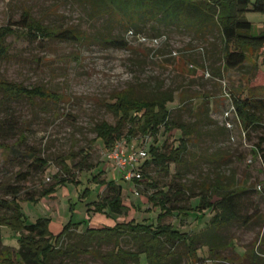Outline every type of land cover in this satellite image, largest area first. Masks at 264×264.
<instances>
[{
	"label": "rangeland",
	"instance_id": "374dc122",
	"mask_svg": "<svg viewBox=\"0 0 264 264\" xmlns=\"http://www.w3.org/2000/svg\"><path fill=\"white\" fill-rule=\"evenodd\" d=\"M90 2L0 0V27L18 24L17 32L4 41L8 56L0 61V79L29 88L41 86L59 98L55 102L25 99L9 102L0 95V197L5 194V186H19L17 199L25 223L48 218L52 233H58L69 221L80 222L78 229H72L62 243V248L67 250L70 246L83 247L78 243V233L88 227L113 226L131 220L157 225L161 211L148 196L157 190L166 191L172 179L173 184L183 185L185 190L173 202L185 207L198 204L191 194H198L203 181L217 180L230 187L251 190L264 180L260 159L252 152L264 139V120L262 127L247 132L231 110L234 97L263 93V49L244 47V67L224 71L219 64L217 40L205 43L173 29L160 27L158 37L151 27L137 35L115 28L109 35L123 38L127 47L110 48L98 40L107 31L102 21L90 17ZM23 14L49 31L77 30L96 39L88 38L81 43L42 37L28 40L19 23ZM245 18L252 24L251 35L263 30L264 14L247 12ZM163 93L173 96V102L168 105L170 120L193 131L187 136L188 152L181 156L180 166L169 167V173L150 165L138 183L127 181L108 160V149L96 139L94 128L101 123L116 124L117 118L107 105L118 96L127 94L130 98L147 99ZM127 128H122L119 141L125 151L145 148L148 152L153 139L148 140L140 133L130 136ZM180 136L178 130L165 132L161 127L157 142L167 140L177 146ZM261 148L264 149V142ZM34 158L47 162L43 170L33 164ZM63 164L70 169L69 177ZM61 178L73 182L58 184L51 196L40 197L44 189ZM109 181L123 188L121 200L126 211L122 215H114L107 209L99 213L92 205L108 195L103 185ZM29 196L35 201H26ZM247 198V213L256 211L264 215V201L255 194ZM211 216L207 210L189 211L188 216L174 212L162 223L191 235L205 230ZM220 235L223 244L229 245L218 250L219 254L235 259V249L257 250L256 242L264 236V227L260 222L243 225L239 221L221 229ZM18 236L13 227H1L0 249L5 246L17 250ZM121 246L127 251L136 250V243L128 238L122 240ZM112 248L111 243H101L89 249L107 254ZM175 252L169 264L193 263L194 258L184 254L183 245H177ZM197 256L199 264L236 263L215 260L206 246L198 248ZM60 260L64 264H102L92 255L83 254L54 262ZM133 264H147L145 255L141 254L138 263Z\"/></svg>",
	"mask_w": 264,
	"mask_h": 264
},
{
	"label": "trees",
	"instance_id": "16d2710c",
	"mask_svg": "<svg viewBox=\"0 0 264 264\" xmlns=\"http://www.w3.org/2000/svg\"><path fill=\"white\" fill-rule=\"evenodd\" d=\"M89 6L90 17L102 21L104 30L107 31V34L100 35L98 40L110 48L125 49L127 47V42L123 38H112L109 35L115 28L129 33V35H137L142 34L147 27H151L160 37L161 27L189 34L205 43L217 40L219 43V64L224 71L239 70L244 67V47L262 48L264 51V26L259 34L251 35L252 24L245 18L247 12L264 14V0H91ZM19 23H21L28 40L42 37L59 42L81 43L88 38L96 39L95 36L91 37L77 30L49 31L30 21L27 14H23ZM16 25L18 24L0 27V61L8 56V46L4 44V41L17 32ZM262 66L264 67V53ZM0 95L9 102L22 99L29 102L34 100L55 102L59 99L57 95L46 91L41 86L29 88L1 79ZM172 102L173 96L166 93L147 99L130 98L127 94L120 95L114 103L107 105L108 110L117 118L116 124L114 126L107 123L96 125L94 128L96 139L100 140L109 152L120 141L122 128L128 126V135L133 136L140 133L148 140L149 138L153 139L148 152L142 148L146 152V157L134 166V171L137 170L140 180L146 176L145 168L150 165L169 173L171 165L180 166L181 156L188 152L189 140L187 136L193 133L190 127L170 120L168 105ZM232 102L233 111L240 119L244 130L248 132L262 127L264 88L261 95L237 96L233 98ZM161 127L165 132L177 130L181 132L177 146L169 144L167 140L161 144L157 142ZM263 142L264 139H261L252 152L253 156L260 159L264 171V149L261 148ZM33 164L43 170L47 162L34 158ZM63 169L69 177L70 169L64 164ZM69 180L73 182L69 178L56 180L55 184L41 192L40 197L51 196L58 184ZM131 181L139 182L137 178ZM172 181L166 191L157 190L148 196L152 205L161 211L157 225L135 223L131 220L119 222L113 226L88 227L84 232L78 233V243L84 248L70 246V250L63 249L62 243L71 234L72 229H78L81 223L69 221L62 226L58 233L50 231L48 218L41 217L34 223H25L21 205L17 199L21 188L7 185L4 187V196L0 197V228L8 226L18 231V249L13 251L2 246L0 264H64L62 260L58 263H55L54 260L75 254L92 255L102 264L138 263L140 255L144 254L147 264H169V261L176 256L175 249L179 244L184 246L186 256L194 258L192 264H199L197 250L204 246L208 247L209 253L211 252L215 260L222 259L226 262L234 260L235 264H264V249L262 248L264 236L257 240L256 244L260 241L259 245H256L257 250L253 247L250 251H246L240 260L222 257L218 252L220 249L228 248L229 245L228 242L223 244L220 235L221 229L239 221L243 225H248L253 221L260 222V225L264 227V215L257 214L256 211L248 214L247 205L249 204H246L245 200L250 194H255L263 200V179L258 181L255 188H251V190L246 187L241 189L230 187L217 180L212 183L203 181L198 189V194H191L193 198L198 199V204L193 207L178 206L173 202L183 196L185 190L183 185L176 186ZM103 186L108 195L92 204L94 210L103 213L107 209L114 215L124 214L126 208L121 200L122 186L113 181L106 182ZM213 198L215 199L213 200ZM25 200L35 201L32 196ZM206 210L211 211L212 216L205 230L196 234L181 233L175 230L172 225L162 223L164 218L174 212L188 216L189 211L203 213ZM124 238L136 243V250H124L121 246ZM101 243H111L112 250L107 254H101L89 249L91 245Z\"/></svg>",
	"mask_w": 264,
	"mask_h": 264
},
{
	"label": "built area",
	"instance_id": "2783aa9c",
	"mask_svg": "<svg viewBox=\"0 0 264 264\" xmlns=\"http://www.w3.org/2000/svg\"><path fill=\"white\" fill-rule=\"evenodd\" d=\"M231 110H233L232 106ZM226 114L227 112L225 115ZM145 157L146 152L144 149H132L130 152H128L125 151L123 145L120 142L116 143L107 154L108 160H110L119 169V172L123 174L124 179L127 181H131L134 178L140 179L139 175L134 171V166Z\"/></svg>",
	"mask_w": 264,
	"mask_h": 264
},
{
	"label": "crops",
	"instance_id": "0c3cea01",
	"mask_svg": "<svg viewBox=\"0 0 264 264\" xmlns=\"http://www.w3.org/2000/svg\"><path fill=\"white\" fill-rule=\"evenodd\" d=\"M261 238V237H260ZM259 238V239H260ZM259 243H260V241H258V243L256 244V245H259ZM262 243H264V242H262ZM235 251H237L236 253H237V256H236V258H239V260L240 259H242V257H243V255L245 254V252H241V250H240V248H238V249H235Z\"/></svg>",
	"mask_w": 264,
	"mask_h": 264
}]
</instances>
